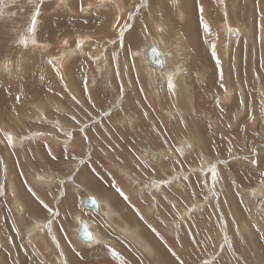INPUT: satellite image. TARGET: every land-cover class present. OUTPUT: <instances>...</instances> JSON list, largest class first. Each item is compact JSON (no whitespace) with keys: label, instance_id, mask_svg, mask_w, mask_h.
I'll list each match as a JSON object with an SVG mask.
<instances>
[{"label":"rangeland","instance_id":"374dc122","mask_svg":"<svg viewBox=\"0 0 264 264\" xmlns=\"http://www.w3.org/2000/svg\"><path fill=\"white\" fill-rule=\"evenodd\" d=\"M124 1V6L115 10L110 5L101 6L102 0H0V264H264V190L262 194H257L259 196L249 193L252 188L264 187V0H225V8L223 0L217 3L216 0H182L181 6L187 14L182 22L189 24L190 37L184 36L180 28L173 29V34L164 33L167 31L162 28L166 42H172V35L181 31L185 44L191 47L187 56L191 60L186 58L188 62L198 59L196 54L206 58L211 55L207 60H213L222 51L225 52L223 62L215 61L217 68L207 66L203 70L205 77L200 78L191 71V78H188V69L183 73L187 76H184V83L188 89L192 88V84L202 86V94L214 89L219 106L217 114L207 116L197 110L191 118L183 108L181 111L185 115L180 110L170 112L172 102H167L165 107L159 104V112L154 110L158 105L154 96H150L154 94V89L146 83V74L135 54L153 41L151 36L154 31L149 29L151 19L158 20L162 27L166 20H161L165 17L168 22L178 21L177 11L168 7L170 0H151L149 10L145 7V0ZM187 1L195 6L190 3L188 10ZM86 2L93 3L97 8L84 12ZM151 6L155 9L150 10ZM224 9L225 21L231 26H238L240 34L231 32L232 29L225 37L222 33L218 34L219 30L222 32L221 12L224 15ZM33 16L35 27L31 30ZM178 22L180 26L181 21ZM125 25L128 28L123 29ZM134 33L138 34V38L132 37ZM25 40L26 45L23 43ZM214 42L215 45L212 44ZM145 44L148 45L145 47ZM72 49H75L74 53H70ZM191 49L196 51L191 53ZM170 55L174 60L175 52L170 50ZM229 84L232 93L225 97L223 104L222 90L225 87L226 91ZM97 94L104 95V99L96 101ZM198 101L199 106L204 108L203 102ZM191 102L194 103L195 99L192 98ZM159 108L165 109L160 112ZM126 110L130 112L128 117L135 119V135L138 132L139 137L125 139L126 130L132 124V118L123 119L127 116ZM163 120L167 130L161 125ZM142 121L150 125L152 133L154 129L158 130L162 144L153 142V135L145 132ZM195 122L201 127L199 132L193 127ZM59 123L70 135L55 126ZM7 129L21 136L24 143L11 146L6 136ZM36 131L42 133V138L39 136L26 142L25 136H33ZM167 131L173 134L174 139L171 140ZM193 133L200 142L191 150H186L189 154L183 156L175 147L177 140L193 143ZM166 146L177 156L168 158L170 151L167 150L168 157L166 161L163 159L162 164L172 160L173 165L162 167L161 173L158 170L153 171L154 175L147 173L149 170L146 168L150 169V165L140 157L144 148L163 152ZM109 156L115 159L111 160ZM203 158L208 159L211 166L210 172L206 171V174L209 173L207 178L198 177ZM118 160L121 167L111 164ZM125 160L130 162L128 168ZM95 161L105 172L111 164V168L115 169L111 172H116L114 177L119 182L110 177L111 184L106 188L104 177H98L97 184L105 191L91 190L94 174L84 176L81 170L89 165L91 169ZM37 173L55 177L53 187H46L44 182L37 180ZM123 173L131 176L133 181L136 179L137 183L130 179L129 182ZM166 175L179 177L181 188L175 189V186L163 183L162 191L143 192L139 189L145 185L143 183L150 181V177L166 180ZM217 176L223 185L217 184ZM206 187L211 188V195L207 194ZM15 194L26 206L22 220L15 216L14 211L18 210L14 208L16 202L12 199ZM89 194L106 197L115 213L120 215L116 222L121 223L120 218L130 220L124 222L130 227L136 224L137 228L134 227L146 236L147 242L157 244L154 247L151 245L157 247L153 249V254H158L156 261L153 254H143L114 225L104 223L97 214L85 213L81 208V199L84 195L89 197ZM166 199H169L167 208H172L171 211L165 206ZM171 200L176 206L170 207ZM160 203L165 206L164 210ZM193 205L199 207L198 212L196 209L191 212ZM187 211L189 215L185 214ZM78 216L95 225L99 235L103 230L102 236L107 241L104 244H80L73 236ZM34 219L49 222L45 225V240L29 230ZM51 222L55 230L50 237L57 239L55 244L47 236ZM173 222L177 223V227H172ZM58 254L61 256L56 257Z\"/></svg>","mask_w":264,"mask_h":264},{"label":"bare ground","instance_id":"6f19581e","mask_svg":"<svg viewBox=\"0 0 264 264\" xmlns=\"http://www.w3.org/2000/svg\"><path fill=\"white\" fill-rule=\"evenodd\" d=\"M63 1H67V0H63ZM88 1V0H87ZM90 1V0H89ZM149 1H151V0H145V3H146V5H145V7H146V9H148L149 8V4H150V2ZM124 0H102V2H101V6H104V5H110V7H113L115 10H120L123 6H124ZM161 2H163V1H161ZM217 2H220V0H216V3ZM223 2H224V8H225V0H223ZM193 5V6H195L194 5V3L193 2H190V1H187V3H186V6H188V10L191 8V4ZM246 3V2H245ZM93 4V3H92ZM90 2H86V5L84 6L85 8H84V12L86 11V10H88V9H91V8H93V9H96L97 7H95L94 5H92ZM169 4V6L168 7H171V9L173 10V11H177V16H176V18H177V20L178 21H181V25L179 26V22L177 21H173V22H170V20H169V22L167 21V18L165 17V18H163L161 21L163 22V21H165L164 23H163V26L161 27V25L160 24H158L159 22H155L153 19H151L152 20V24H151V26H150V28L149 29H152L154 32H153V35L151 36V37H153L151 40H153V41H151L150 42V40H149V42L150 43H148L149 44V46H147L146 44H145V47L146 48H144V49H139L138 51H135V54L136 55H138V62L140 63V64H142V71H143V73L144 74H146V78H147V80H146V83H148L149 84V86H152L153 87V89H154V94L152 95L151 93V95L150 96H154V99L155 100H157V109L156 108H154V110H157L158 111V107H159V104L160 105H162V107L164 106H166V104H167V102H169V104H172L173 103V107H172V109H170L169 111L171 112V111H173L174 113H175V111H178V110H180L181 111V109L183 108V111H187V114L186 115H188L190 118L191 117H193L195 114H196V111L197 112H201V113H204L205 115H209V114H217L216 112L219 110V106H218V104H217V101H216V92H215V90L214 89H209L206 93H201V91H200V89L202 88V86H200V87H198V86H194L195 84H192L193 86H192V88L190 87L189 89L187 88L188 87V85L186 84V83H184L185 81L184 80H186V79H184L185 77H187V76H185L183 73L184 72H186L187 71V69L189 70L187 73H189V76H188V78L190 77L191 78V71H194L195 72V74H198V76L200 77V78H203V70L207 67V66H209V68L211 67V68H215L214 66H216V64H215V61L216 60H221L222 62H223V60H225V52H221V54L219 55V57H217L216 58V56H215V59H213V58H211V59H213V60H210V59H208L207 60V58L208 57H210V56H208L207 58L206 57H203V55H198V54H196V56L198 57V59L200 58L201 60H198L197 58H194V59H197V60H195L194 61V59H193V61L191 62V61H187V59L186 58H189L190 59V57H187L188 55H189V53H190V48L188 47L189 45H186L185 44V42H184V40H183V37L181 36V31H183V34H184V36L186 35L187 37H190V34H189V24H184L183 22H182V20L185 18V16H187V14L184 12V9L182 8V6H181V4H182V0H170V2L169 3H167V5ZM159 5V4H158ZM223 5V4H222ZM144 6V5H143ZM156 6V5H155ZM160 7V6H159ZM181 7V8H180ZM210 7H211V5H210ZM144 8V7H143ZM157 8V7H156ZM145 9V8H144ZM154 9H155V7H154ZM154 9H152V6H151V8H150V10H154ZM170 9V10H171ZM149 10V9H148ZM207 10V9H206ZM211 10V9H210ZM214 10V9H213ZM264 10V9H263ZM203 11V10H202ZM225 9H224V15H222V12H221V17H222V28H221V30H222V32H220V30H219V32H218V34H223V36L225 37V34L227 35L228 34V31H229V29H232V31L231 32H240V28L238 27V26H231L229 23L227 24V22L225 21ZM87 12H89V11H87ZM114 12V11H113ZM149 12V11H148ZM164 12V11H163ZM165 12L166 13H168L166 10H165ZM211 12V11H210ZM154 14V13H153ZM209 14V13H208ZM235 14V13H234ZM243 14H244V12H243ZM257 14V13H256ZM146 15V14H145ZM159 15V14H158ZM203 15H206V14H203ZM122 16L123 17H125L126 15H124V14H122ZM201 16V15H200ZM144 17V16H143ZM158 17V16H157ZM203 17V16H202ZM100 18V17H99ZM120 18V17H119ZM122 18V17H121ZM147 18V17H146ZM149 18V17H148ZM155 18H156V16H155ZM255 18V17H254ZM136 19V18H135ZM205 19V18H204ZM213 19V18H212ZM101 20V19H100ZM131 22H132V19H129ZM137 20V19H136ZM214 20V19H213ZM138 21V20H137ZM142 21H144V20H142ZM146 21H147V23H148V20L146 19ZM161 21H160V23H161ZM206 21V20H205ZM215 21V20H214ZM32 22V21H31ZM127 23V22H126ZM144 23H146V22H144ZM225 23L227 24L226 26H225ZM149 24V23H148ZM126 25H129V24H126ZM124 26L123 27V29L125 28V27H127V26ZM135 25V23L133 24V26ZM144 25V24H143ZM216 27V26H215ZM219 27V26H218ZM243 27V26H242ZM128 28V27H127ZM135 28H137V26H135ZM162 28H163V30L165 31H167V32H164V33H170V34H173L172 33V31H173V29H176V28H180V32H177L176 34H174V35H172L173 36V41L171 42L170 40H168L167 42L165 41V38H164V34H162ZM264 28V27H263ZM122 29V30H123ZM142 29V28H141ZM243 29V28H242ZM151 30V31H152ZM192 30V29H191ZM244 30V29H243ZM151 31H150V34H151ZM261 31V30H260ZM259 31V32H260ZM230 32V33H231ZM136 33V32H135ZM133 34V38H134V36L136 37V38H138L136 35H138V34ZM141 33V32H140ZM143 33V32H142ZM145 33V32H144ZM241 33V32H240ZM239 33V34H240ZM236 35V34H235ZM167 36V35H166ZM165 36V37H166ZM176 36H178V38H175ZM260 36V35H259ZM148 37V36H147ZM150 37V38H151ZM168 37V36H167ZM214 37V36H213ZM228 37H229V35H228ZM169 38V37H168ZM211 38V37H210ZM260 38V37H259ZM0 39H2V38H0ZM215 39V38H214ZM213 39V40H214ZM258 39V38H257ZM264 39V38H263ZM132 40V39H131ZM131 40H129V42L131 41ZM135 40V39H134ZM263 41V40H262ZM199 42H200V39H199ZM202 42V41H201ZM213 42V41H212ZM83 43H86L85 41H83ZM151 43H154V45H155V47L157 48V50H158V52L160 53V56H161V61H162V70H157L153 65H151L150 63H148L147 62V60H146V58H145V52L147 51V49L151 46ZM189 42H187V44H188ZM11 44V43H10ZM212 44H214L215 45V42L214 43H212ZM219 45H220V43H218ZM190 45H192L191 43H190ZM196 45V44H195ZM200 45V44H199ZM203 45V44H202ZM218 45V46H219ZM79 46H81V43L79 44ZM78 46V47H79ZM198 46V45H197ZM223 46H224V48H225V44L223 43ZM194 47V46H193ZM82 47H80V49H81ZM143 48V47H142ZM200 48V47H199ZM199 48H197V49H199ZM207 48V47H206ZM218 49V48H217ZM75 51V49H72V50H70V53H74V51ZM170 50H172V51H174L175 52V55L176 56H174V60H171V55H170ZM192 50L195 52L196 50H194V49H191V53H192ZM201 50V49H200ZM206 50H208V49H206ZM211 50H212V48H211ZM221 50V49H220ZM0 51H1V48H0ZM141 51H144V52H141ZM213 51V50H212ZM200 52V51H199ZM76 53V52H75ZM210 53V52H209ZM208 53V54H209ZM195 54V53H194ZM194 54H193V57H195L194 56ZM200 54H202V53H200ZM205 55V54H204ZM207 56V55H206ZM188 59V60H189ZM191 60V59H190ZM156 61V60H155ZM191 62V63H190ZM217 62V61H216ZM7 63V62H6ZM225 63V62H224ZM195 64H196V67H195ZM4 66H5V64H4ZM129 67V66H128ZM216 68H217V66H216ZM195 69V70H194ZM219 69H220V67H219ZM209 70V69H208ZM205 71V70H204ZM215 71H216V69H215ZM188 75V74H187ZM210 75V74H209ZM253 75V74H252ZM185 76V77H184ZM216 76V75H215ZM225 76V65H224V73H223V77ZM205 77V76H204ZM105 78V77H104ZM208 78V77H207ZM212 78V77H211ZM213 79V78H212ZM214 80V79H213ZM171 81V84H172V87H169V82ZM188 83L189 84H191V82H190V80L188 79ZM211 81V80H210ZM145 82V81H144ZM214 82H215V80H214ZM222 82V81H221ZM194 83V82H193ZM223 83H225V82H222V84ZM104 84V83H103ZM13 85V84H12ZM106 85V84H105ZM197 85V84H196ZM38 86V85H37ZM183 86H184V89H183ZM212 86H213V84H212ZM217 86H219V85H217ZM221 86V85H220ZM224 86V85H223ZM215 87V86H214ZM29 88V87H28ZM158 89H159V91H158ZM224 90H222V92H223V95H222V97H221V103H223V104H225V97H229L230 95H231V93H232V87L230 86V84L228 85V87L226 88V91H225V87L223 88ZM216 90H218V89H216ZM29 91H31V90H29ZM34 91V90H33ZM97 91V90H96ZM1 92H3V91H1ZM35 92H36V90H35ZM221 92V93H222ZM226 92V93H225ZM100 93V92H99ZM102 93V92H101ZM179 93H180V95H179ZM226 94V95H225ZM228 94V95H227ZM3 96V95H2ZM98 97V98H97ZM241 97V96H240ZM192 98H194L195 99V104L193 103V102H191V100H192ZM96 101H100V100H102V99H104V95H101V94H97L96 95ZM250 99V98H249ZM198 100H200V101H202L203 102V104H204V108H201L199 105H200V102L198 101ZM154 101V100H153ZM240 101V100H239ZM172 102V103H171ZM244 102V101H243ZM153 103H155V102H153ZM164 103V104H163ZM156 104V103H155ZM39 107V106H38ZM64 108V107H63ZM135 108V107H134ZM195 108H196V110H195ZM210 108H211V110H210ZM60 109H61V107H60ZM127 109H129V108H127ZM136 109V108H135ZM165 109V108H164ZM163 109V110H164ZM185 109V110H184ZM159 110H160V112L161 111H163L161 108H159ZM211 112H210V111ZM127 111V110H126ZM130 111V110H129ZM157 111H155V112H157ZM179 111V112H180ZM183 111H181L180 113L181 114H183L184 113V115H185V112H183ZM206 111H208V112H206ZM251 111V110H250ZM159 112V111H158ZM127 113V116L126 117H124L123 119H127V120H129V119H131L132 118V116H130V117H128L129 115H130V112H126ZM194 113V114H193ZM260 113V112H259ZM45 114V113H44ZM179 114V113H178ZM246 114V113H245ZM200 115V114H199ZM199 115H198V117H199ZM2 116V115H1ZM43 116V115H42ZM133 116H134V114H133ZM170 116V115H169ZM255 116V115H254ZM5 117V116H4ZM253 117V116H252ZM43 118V117H42ZM134 118V117H133ZM132 118V124L130 125L131 126V128L129 127L127 130H126V134H125V139L126 138H128V137H134V136H137V137H139L138 136V132H137V135H135V131H136V129H137V125L135 124V119H133ZM185 118V117H184ZM145 119V118H144ZM186 119V118H185ZM46 120V119H45ZM199 120V119H198ZM52 121V120H51ZM159 121V120H158ZM186 120H184V122H185ZM160 122V121H159ZM52 123V122H51ZM175 123V125H173L174 126V128H175V126H176V122H174ZM60 124V123H59ZM59 124H55V126L57 127V126H59V129H61L63 132H66V134L67 135H70V133L64 128V126H62L61 124L59 125ZM134 124V125H133ZM141 124V123H140ZM142 124H143V126H144V128H146V131L145 132H147V133H151L150 135L153 137V142H156V143H161L160 142V140H161V138H160V133H158V130L157 129H154V134L152 133V129H151V127H150V125L148 126L147 125V123H145L144 121H142ZM141 124V125H142ZM166 125V123H165V121L163 120V124H161V125H163V127L164 128H166V130L168 129V127L166 126L165 127V125ZM194 126V128L196 129V132H199V129L201 128H199L198 127V125L196 124V122H195V124H193ZM159 126V125H158ZM204 126V125H203ZM139 128H140V126H139ZM138 128V129H139ZM143 128V129H144ZM154 128V127H153ZM159 128V127H158ZM164 128H162L163 129V131L165 130ZM191 128V127H190ZM142 129V128H141ZM140 129V130H141ZM176 129V128H175ZM191 129H193V128H191ZM171 130V129H170ZM7 132H6V136H7V139H8V137L10 136L11 137V146H13V147H17V145H18V143L19 144H23L24 143V140H22V138H21V136H18V135H16L13 131H11V129H7L6 130ZM142 131V130H141ZM144 131V130H143ZM142 131V132H143ZM61 132V131H60ZM144 132V133H145ZM175 132H176V130H175ZM174 132V133H175ZM177 132H179V131H177ZM172 133V132H171ZM149 134H146V135H149ZM163 134V133H162ZM161 134V135H162ZM167 135H169V137L171 138V140L172 139H174V137H173V134H170L168 131H167V133H166ZM176 134V133H175ZM177 135V134H176ZM31 136L32 135H29L28 134V136H25L26 138H25V141L26 142H28L29 143V141L31 140V139H33V138H37V137H39V136H41V138H42V133L41 132H35L34 133V135L32 136V138H31ZM191 136V135H190ZM136 137V138H137ZM164 137V136H163ZM168 138V137H167ZM192 139H193V143H188L189 145H190V148L188 149V150H191L192 149V147H196V145L200 142L199 141V139H198V136L196 137V135L193 133V137H191ZM135 139V138H134ZM165 139V138H164ZM66 140V139H65ZM63 141L66 145H69V142L68 141ZM170 140V141H171ZM175 140H177V139H175ZM8 141H9V139H8ZM56 141H59V140H56ZM148 141V140H147ZM152 141V140H151ZM178 142H177V145L175 146L176 147V149H177V152L179 151V153L181 154V155H183V156H187L189 153L188 152H185L186 150H184L183 149V147H182V145H183V143H185V142H183L182 140L181 141H179V140H177ZM140 142V141H139ZM150 142V141H149ZM1 143V142H0ZM55 143V142H54ZM142 143V142H141ZM167 143V142H166ZM162 144V143H161ZM168 144V143H167ZM170 144V143H169ZM165 145V144H164ZM64 146V145H63ZM74 146V145H73ZM142 146V145H141ZM140 146V147H141ZM68 147V146H67ZM167 147V146H166ZM22 148H23V146H22ZM31 149V148H30ZM163 149H164V151L162 152V151H159V150H157V151H154L155 149H149V148H144V150L142 151V154H140V157L144 160V161H146L149 165H150V169H148V168H146L147 170H149L147 173H150L151 172V174H153L154 175V172L153 171H156V170H158V172L160 171V173L163 171V168H165L166 166H171V165H173V162H172V160H170V161H168V162H166L165 164H162V161H163V159L166 161V158L168 157V156H166L167 155V150L168 151H170L169 153H170V157H168V158H172V157H176L177 155H175V152H173V151H171L168 147H167V149L165 148V147H163ZM173 150V149H172ZM11 151V150H10ZM175 151V150H174ZM47 153V152H46ZM70 153V152H69ZM138 153H140V152H138ZM188 153V154H187ZM153 154H156V155H158V157L157 156H155V155H153ZM58 155V154H57ZM68 154H66V156H67ZM70 155V154H69ZM68 155V156H69ZM153 155V156H152ZM164 155V156H163ZM169 155V154H168ZM30 156H33V155H30ZM65 156V157H66ZM137 156V155H136ZM135 156V158H138V157H136ZM150 156H152L153 157V160H152V162H151V160H150ZM57 157V156H56ZM61 157H64V156H61ZM110 157V159L111 160H114L115 158H113V157H111V156H109ZM134 157V156H133ZM215 157V156H214ZM220 157V156H219ZM158 158V159H157ZM185 158V157H184ZM72 159H73V157H72ZM132 159H134V158H132ZM180 160V159H179ZM24 161V160H23ZM134 161V160H133ZM164 161V162H165ZM206 161V162H205ZM183 162V161H182ZM3 163V162H2ZM128 163V164H127ZM129 163L130 162H128L127 160H125V164L127 165L126 167L128 168V165H129ZM212 163V162H211ZM111 164H117L118 166H119V164H120V162H119V160L117 161V162H111ZM111 164H110V166H109V170L107 171V172H105V171H103L99 166H98V164H97V161H95V162H93L92 163V165H91V169H93L92 167H94V168H97V170L95 169V170H91V169H89V167H90V165L88 166V168H84L83 170H81V175H89V173L90 174H94V176H93V178H94V180H93V184H91V190H93V191H98V192H101V191H105L104 189L105 188H102V187H100L98 184H97V178L98 177H104V182H107V187L106 188H109V186H110V182H109V179H110V177H114V176H116L117 174H116V172H111V170H115L114 168H111L112 166H111ZM125 164H124V162H123V164L122 165H124V167H125ZM182 164V163H181ZM201 165H202V167L199 169V172H198V174H199V176L198 177H200V175H201V177L202 178H207V174H209L208 172H207V174H206V171H209L210 172V163H209V160L207 159L206 160V158H205V160H204V158H203V160H202V162L200 163ZM183 165V164H182ZM3 166H4V164H3ZM6 166V165H5ZM68 166V165H67ZM184 166V165H183ZM214 166V165H213ZM119 167H121V166H119ZM163 167V168H162ZM3 168V167H2ZM16 168H17V166H16ZM36 168V167H35ZM132 168V167H131ZM203 168V169H202ZM8 169H9V167H8ZM18 169V168H17ZM87 170H88V172H87ZM118 170V172H121V170L118 168L117 169ZM142 170H144V169H142ZM142 170H140V171H142ZM216 170H218V169H216ZM9 171H10V169H9ZM44 171V170H43ZM137 171V170H136ZM4 172H5V170H4ZM30 172V171H29ZM39 172V171H38ZM68 172V171H67ZM20 173V172H19ZM215 173H216V171H215ZM219 173H221V172H218V174ZM6 174V173H5ZM8 174V173H7ZM10 174V173H9ZM42 174V173H41ZM40 173H37L36 174V179L37 180H40L41 182H44L45 184H46V187H47V185H51L52 186V184H53V182L55 183L56 181V179H55V177L54 178H52L51 176H50V174H48V173H45V174H47V175H49V176H44V175H41ZM72 174V173H71ZM118 174H120V173H118ZM123 174H125V173H123ZM145 174H146V172H145ZM163 174V173H162ZM166 174V173H165ZM217 174V175H218ZM63 175V174H62ZM78 175V174H77ZM126 175V178H128V180L130 179L133 183H137L136 181V179H134V181H133V179L131 178V176L129 177V175H127V174H125ZM140 175V174H139ZM144 175V174H143ZM173 175V174H172ZM171 175V176H172ZM6 176V175H5ZM24 176H25V174H24ZM121 176V175H120ZM224 176V175H223ZM7 177V176H6ZM9 177L10 176H8V179L7 180H9ZM80 177V176H79ZM141 177V176H140ZM151 177H153L152 175H151ZM149 178L150 179V181L147 183H143V184H145L144 186H137L141 191H143V192H145V191H162V188H163V183L164 184H170L171 185V187H173V186H175V189H176V187H179V188H181V180H180V178L179 177H177V176H175V177H168L167 175H166V180H159L160 178L159 177H154V178ZM161 177V176H160ZM167 177H168V179H167ZM59 178V177H58ZM77 178V177H76ZM92 178V177H91ZM114 178H116V177H114ZM122 178V177H121ZM147 178V177H146ZM187 178V177H186ZM196 178V177H195ZM215 178H218V182H217V184L219 185V186H221V185H223L222 184V182L220 181L219 182V177L217 176V177H215ZM12 179V178H11ZM30 179V178H29ZM63 179H65V178H63ZM78 179V178H77ZM117 179V178H116ZM211 179H213V178H211ZM221 179H223V178H221ZM14 180V179H13ZM32 180H35L34 178H33V176H32ZM79 180H81V179H79ZM82 180H84V179H82ZM85 180H87V179H85ZM119 179H117V181H118ZM130 180H129V182H130ZM136 180V181H135ZM142 180V179H141ZM214 180H217V179H214ZM63 181V180H62ZM205 181V180H204ZM32 182V181H31ZM34 182V181H33ZM36 182V181H35ZM87 183H88V186L90 185L89 184V182L88 181H86ZM119 182V181H118ZM162 182V183H161ZM68 183V182H67ZM78 183H80V182H78ZM91 183V182H90ZM206 183V182H205ZM14 184V183H13ZM40 184V183H39ZM72 184V183H71ZM147 184V185H146ZM216 184V185H217ZM37 185V184H36ZM41 185V184H40ZM39 185V186H40ZM67 185V184H66ZM74 185V184H73ZM133 185V184H132ZM136 185H138V184H136ZM173 185V186H172ZM205 185H207V184H205ZM212 185V184H211ZM12 186H16V185H12ZM35 186V185H34ZM48 186V187H49ZM50 186V187H51ZM72 186V185H71ZM133 186H135V184L133 185ZM13 187V188H14ZM42 187V186H41ZM43 187L45 188V186L43 185ZM43 187H42V189H43ZM53 187V186H52ZM55 187V186H54ZM72 187H74V186H72ZM208 187H209V185H208ZM208 187H206L207 188V190H208V192H207V194L208 195H211V193H210V189L211 188H208ZM213 187V186H212ZM10 188V187H9ZM56 188V187H55ZM89 188V187H88ZM183 188V187H182ZM4 189V188H3ZM75 189V188H74ZM82 189V188H81ZM184 189V188H183ZM10 190V189H9ZM41 190V189H40ZM60 190V189H59ZM58 190V191H59ZM263 190H264V187H257V188H252V189H250L249 190V193L251 194V195H257V194H262L263 193ZM14 191V190H13ZM15 191H17V190H15ZM44 191V190H43ZM70 191V190H69ZM78 191V190H77ZM190 191V190H189ZM1 192V191H0ZM10 192V191H9ZM71 192V191H70ZM143 192H141V193H143ZM76 193V192H75ZM182 193H184V191L182 192ZM14 194V193H13ZM29 194V193H28ZM64 194H65V192H64ZM67 194V193H66ZM106 194H109V195H111L110 193H106ZM215 194V193H214ZM213 194V195H214ZM59 195V194H58ZM68 195V194H67ZM95 195H97V194H95ZM125 195V194H124ZM145 195V194H144ZM7 196V195H6ZM18 195H14V197L12 198L13 199V201H14V203L16 202V204H14L15 206H14V208H18V210H16V211H14V212H16L15 213V216H16V218L17 219H20V220H22L23 218H24V210L26 209V206L23 204V202L22 201H20L21 199H19L18 197H17ZM56 196V195H55ZM65 196V195H64ZM69 196V195H68ZM79 196V195H78ZM105 196V195H104ZM114 196H116V195H114ZM118 196V195H117ZM126 196V195H125ZM257 196H259V195H257ZM21 197V196H20ZM54 197V196H53ZM59 197V196H58ZM67 197V196H66ZM81 197V196H80ZM89 197H92V198H94L95 200H96V202H97V204H98V212H93V211H90V210H84V212L85 213H88V212H90V213H94V214H97L98 216H99V218L101 219V220H103V222L105 223H107V224H111V225H114V228L117 230V231H119L121 234H123L127 239H129L130 241H131V243L132 244H134L136 247L138 246L141 250H142V252H143V254L145 253L147 256H150V255H152L153 254V249L155 250V248H157V247H155V248H153L154 246H158L157 244L156 245H153V244H150L149 243V241L147 242L146 241V239H145V235H143L141 232H139V230L138 229H136L137 227V225L136 224H134L133 222V224H134V226L136 227H134V226H132V227H130V224H129V226L124 222V220H122L120 217V219L119 220H121L120 222L121 223H118V222H116L118 219V216H120L119 214H117V213H115L116 211H114L113 209H112V206H111V204L105 199V198H103L102 196H99V195H97V196H90V194H89ZM111 197H112V195H111ZM111 197H110V199H111ZM34 198V197H33ZM61 198V197H60ZM69 198V197H68ZM84 198H85V195H84ZM84 198H82L81 199V201L84 199ZM114 198V197H113ZM112 198V199H113ZM121 198V197H120ZM169 198V197H168ZM209 198H210V196H209ZM35 199V198H34ZM57 199V198H56ZM73 199V198H72ZM111 199V200H112ZM119 198L117 197V200H118ZM122 199V198H121ZM114 200V199H113ZM120 200V199H119ZM167 201V205H165L166 206V208H167V206H169V199H166ZM50 201V200H49ZM172 201V200H171ZM11 202V201H10ZM63 202V201H62ZM118 202V201H117ZM161 202V201H160ZM163 202V201H162ZM175 201H172V202H170V207L172 206H176V205H174L175 203H174ZM58 203V202H57ZM111 203H113V202H111ZM121 203V202H120ZM127 203V202H126ZM125 203V204H126ZM151 203V202H150ZM173 203V204H172ZM202 203V202H201ZM12 205H13V203H11ZM67 204H68V202H67ZM115 204V203H114ZM10 205V204H9ZM57 205V204H56ZM113 205V204H112ZM208 205V204H207ZM80 206V205H79ZM115 206V205H114ZM122 206V205H121ZM120 206V207H121ZM159 206H162L161 208H162V210H164L165 209V206L164 205H162L161 203H160V205ZM158 206V207H159ZM57 207H59V206H57ZM126 207H128V206H126ZM192 208V211L191 212H193V210H197V212H198V206H192L191 207ZM58 209H60V208H58ZM62 209V208H61ZM64 209V208H63ZM81 209V208H80ZM168 210H172V208H167ZM122 210V209H121ZM156 210V209H155ZM170 210V211H171ZM204 210V209H203ZM209 211V210H208ZM27 212V211H26ZM54 212V211H53ZM83 212V211H82ZM119 212V211H118ZM130 212V211H129ZM128 212V213H129ZM175 212V211H174ZM179 212V211H178ZM183 212H184V210H183ZM72 213V212H71ZM90 213H88L89 215H90ZM123 213V212H122ZM150 213V212H149ZM176 213V212H175ZM179 213H181V212H179ZM188 214L189 215V212L187 211V212H185V214ZM77 214H78V212H77ZM76 214V215H77ZM79 214H80V212H79ZM26 215V214H25ZM71 215V214H70ZM92 215V214H91ZM49 216V215H48ZM59 216V215H58ZM75 216V215H74ZM94 216V215H93ZM131 216V215H130ZM79 218L77 219V221H76V223H77V227L76 228H74L75 229V231H74V233H73V236H74V238L81 244H86V245H90L89 243H91V244H94V243H96V242H102L101 244H104L106 241H107V239H104L103 237L104 236H102L103 234V230L102 231H100V232H102V233H100V235H99V231L96 229V226L95 225H93L88 219H86V218H81L80 216H78ZM84 217V216H83ZM26 218V217H25ZM40 218V217H39ZM197 218H199V217H197ZM53 219V218H52ZM75 219H76V217H75ZM74 219V220H75ZM90 219V218H89ZM99 219V220H100ZM133 219V218H132ZM157 219V218H156ZM45 220V219H44ZM54 220V219H53ZM52 220V221H53ZM95 220V219H94ZM93 220V221H94ZM100 220V221H101ZM127 220V219H126ZM125 220V221H126ZM164 220V219H163ZM173 220V219H172ZM48 221V220H47ZM73 221V220H72ZM128 221H130V220H127L126 222H128ZM133 221V220H132ZM31 222H33V223H31V225L28 227L29 228V230H31V233L32 234H34V235H37L39 238H41V239H44L45 240V234H44V230H45V225L46 224H48L49 222H47V223H45V222H43V220H42V222L41 221H39V220H35L34 219V221L32 220ZM79 222H83L86 226H87V230H88V232H89V234L91 235V237H92V241L91 242H89V243H84V242H82L80 239H79V237H78V225H79ZM144 222V221H143ZM225 222V221H224ZM74 223V222H73ZM27 224H28V222H27ZM30 224V223H29ZM132 224V225H133ZM138 224V223H137ZM165 224V223H164ZM172 224V223H171ZM175 224H177V223H174L173 222V224H172V227H177V225H175ZM226 224V223H225ZM56 226H57V224H55ZM142 225V224H141ZM141 225H138V226H141ZM146 225V224H145ZM224 225V224H223ZM95 226V227H94ZM147 226V225H146ZM6 227V226H5ZM32 227V228H31ZM98 227H100V226H98ZM226 227V226H225ZM224 227V228H225ZM27 228V229H28ZM69 228V227H68ZM113 228V229H114ZM141 228H142V226H141ZM53 229L55 230V228H53V224H52V222L50 223V225H49V227H48V231H47V234H49V235H47L49 238H50V242L51 243H56V241L55 240H57L56 238H55V240H54V238L52 237H50L51 235H50V233H52L53 234ZM105 229V228H104ZM161 229V228H160ZM172 229H174V228H172ZM5 230V229H4ZM29 230H28V232H29ZM47 230V229H46ZM71 230V229H70ZM144 230V229H143ZM158 230V229H157ZM26 231V230H25ZM72 231V230H71ZM107 231H108V229H107ZM172 231V230H171ZM178 231H179V228H178ZM27 232V231H26ZM114 232V231H113ZM59 233V232H58ZM147 233V232H146ZM157 233V232H156ZM160 233V232H159ZM158 233V234H159ZM179 233V232H178ZM20 234V233H19ZM147 234H149V233H147ZM151 234H154V233H151ZM29 235H31V234H29ZM150 235V234H149ZM33 236V235H32ZM61 236V235H60ZM148 236V235H147ZM26 237V236H25ZM152 237V236H151ZM150 237V238H151ZM162 237H164V235H162ZM223 237V236H222ZM36 238V237H35ZM49 238H47V239H49ZM150 238H149V240H150ZM155 238H156V236H155ZM160 238V237H159ZM62 239H63V237H62ZM158 239V238H157ZM152 240V239H151ZM37 241V240H36ZM109 241V240H108ZM158 240H156V242H157ZM30 242V241H29ZM45 242V241H44ZM43 242V243H44ZM57 242H59V241H57ZM72 242V241H71ZM112 242V241H111ZM163 242V241H162ZM2 243V242H1ZM6 243V242H5ZM9 243V242H8ZM60 243V242H59ZM65 243V242H64ZM161 243V242H160ZM48 244V243H47ZM54 244H52V245H54ZM9 245V244H8ZM12 245V244H11ZM14 246L16 245V244H13ZM45 245V244H44ZM151 245H153V247L151 246ZM165 245V244H164ZM29 246V245H28ZM38 246V245H37ZM36 246V247H37ZM58 246H60V245H58ZM58 246H56L55 245V247H57L58 248ZM67 246V245H66ZM121 246V245H120ZM171 246V245H170ZM10 247V246H9ZM47 247V246H46ZM61 247V246H60ZM59 247V250L60 249H62V248H60ZM165 247V246H164ZM33 249H35V248H33ZM33 249H31V250H33ZM47 249H49V247L47 248ZM64 249H66V247H64ZM12 250V249H11ZM18 250H19V248H18ZM63 250V249H62ZM162 250V249H161ZM17 251V250H16ZM39 251V250H38ZM99 251H101V250H99ZM103 251V250H102ZM47 252H48V250H47ZM61 252V251H60ZM90 252H93V251H90ZM98 252V251H97ZM17 253V252H16ZM44 253V252H43ZM51 253V252H50ZM62 253V252H61ZM95 253V252H94ZM124 253V252H123ZM55 254H57V253H54V255ZM89 254V253H88ZM53 255V254H52ZM59 255L60 254H58L56 257H59ZM92 255V254H91ZM102 255V254H101ZM107 255V254H106ZM154 255V261H156V259H157V253H155V254H153ZM1 256V255H0ZM22 256V255H21ZM33 256V255H32ZM37 256V255H36ZM61 256V255H60ZM98 256V255H97ZM173 257V256H172ZM48 258V257H47ZM61 258V257H60ZM144 258V257H143ZM23 259V258H22ZM93 259V258H92ZM99 259H100V257H99ZM114 259H115V257H114ZM127 259V258H126ZM171 259V258H170ZM24 260V259H23ZM50 260V259H49ZM51 260H53V259H51ZM68 260V259H67ZM104 260V259H103ZM140 260V259H139ZM152 260V261H153ZM25 261V260H24ZM23 261V262H24ZM99 261V260H98ZM133 261V260H132ZM131 262V261H130ZM135 262V261H134ZM160 262V261H159ZM98 263H100V262H98ZM22 264V263H21ZM30 264V263H29ZM91 264V263H90ZM140 264V263H139Z\"/></svg>","mask_w":264,"mask_h":264},{"label":"water","instance_id":"95a60500","mask_svg":"<svg viewBox=\"0 0 264 264\" xmlns=\"http://www.w3.org/2000/svg\"><path fill=\"white\" fill-rule=\"evenodd\" d=\"M145 58L148 63L153 65L157 70H162V61L160 53L155 47L154 43H151V46L145 52ZM156 60V61H155ZM184 150H188L190 145L185 142L182 145ZM81 208L84 210H90L93 212H98V204L96 200L92 197H86L81 201ZM78 237L84 243H89L92 241V238H89V232L87 226L83 222H79L78 225Z\"/></svg>","mask_w":264,"mask_h":264},{"label":"snow or ice","instance_id":"6c2138e0","mask_svg":"<svg viewBox=\"0 0 264 264\" xmlns=\"http://www.w3.org/2000/svg\"><path fill=\"white\" fill-rule=\"evenodd\" d=\"M34 27H35V16H33V18H32V29L31 30H34ZM205 27H207V26H205ZM23 43H25V45H26L27 41L25 40V41H23ZM213 54L215 55V52H213ZM169 87H172L171 81L169 82ZM8 139H9V142H11L10 136L8 137ZM213 171H214V169H213ZM89 238L90 239L92 238L90 234H89Z\"/></svg>","mask_w":264,"mask_h":264}]
</instances>
